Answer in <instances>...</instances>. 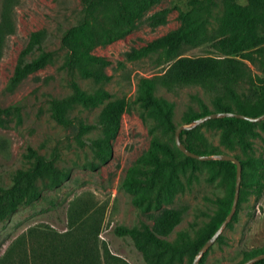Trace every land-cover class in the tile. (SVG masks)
Wrapping results in <instances>:
<instances>
[{"label": "rangeland", "instance_id": "1", "mask_svg": "<svg viewBox=\"0 0 264 264\" xmlns=\"http://www.w3.org/2000/svg\"><path fill=\"white\" fill-rule=\"evenodd\" d=\"M190 1L161 0L140 18L137 28L125 38L96 46L91 53L110 62L105 68L107 80L97 81L79 70L65 67L67 49L61 38L69 27L81 20L83 6L80 0H21L17 8V32L9 38L0 59V107L10 108L0 124V185H11L18 171L29 169L35 153L54 163L55 175L45 172L37 177L35 185L39 197L27 201L0 220V259L18 238L31 239L34 232V236L56 233L59 238L80 234L90 241V245H97L104 264L106 258L111 264H163L164 258L148 261L144 251L130 237L118 236L115 228L152 229L158 218L174 210L181 213V223L165 239L174 242L181 232L194 238L218 217L219 201L230 199L233 189L234 202L236 181L233 182L230 172L202 164H198L202 165L198 169L188 171L184 178L185 192L159 210L146 211L135 206L133 196L122 187L128 169L148 151L154 137L152 122L149 118L143 119L144 109L137 102L139 83L141 79L153 78L167 69V66L156 64L157 54L131 61L126 58V53L139 50L181 28L184 24L180 14L188 8ZM167 8L170 9L167 23L150 26L149 17ZM223 13L224 0H214L208 13L204 14L211 32L219 30ZM36 31H45V50L52 53V59L10 90L8 86L19 55L30 34ZM213 54L214 50L207 44L189 52L188 56ZM73 83L87 94L102 91L108 93L109 98L95 106L67 104L65 117L72 122L63 126L53 117V103L69 97ZM155 95L173 105V121L178 128L184 125L187 114L200 112L203 104L213 109L209 96L200 87L169 92L157 85ZM116 100H125L128 110L113 142V158L102 164L96 159L90 143L101 136L96 124L103 106ZM201 130L220 152L244 160L250 156L264 158V124L255 127V135L250 137L252 146L247 152L239 146L229 150L222 145L218 128L202 126ZM155 135L176 146L175 136H164L160 130ZM241 189L242 178L235 214L224 228L221 240L206 252L205 264H239L243 260V250L264 246V196L260 200L251 195L242 199ZM145 249L153 250L151 246H145ZM195 257L186 255L182 261L173 264H193Z\"/></svg>", "mask_w": 264, "mask_h": 264}, {"label": "trees", "instance_id": "2", "mask_svg": "<svg viewBox=\"0 0 264 264\" xmlns=\"http://www.w3.org/2000/svg\"><path fill=\"white\" fill-rule=\"evenodd\" d=\"M161 0H80L83 6L81 20L69 27L61 38L67 49L65 67L79 70L84 76L97 81L107 80L105 68L110 62L91 51L99 44H112L125 38L137 28L138 21ZM224 0V13L219 19V30L211 32L204 16L214 0H191L187 9L180 14L183 26L148 43L139 50L126 53L128 60H140L157 54L155 62L159 67L167 66L163 74L143 78L139 83L137 102L143 107V119L152 122L154 134L150 147L128 169L123 180V189L133 196L135 206L144 210H159L171 204L185 192L184 178L188 171L205 165L218 170L229 171L236 181L237 166L229 161H199L188 157L178 147L172 146L155 133L160 130L164 136L173 135L179 129L173 121V105L155 95L159 85L169 92L185 87H200L211 100L213 109L202 105L200 112L187 114L184 125L212 113H236L249 117L264 114V0ZM21 0H0V59L4 56L8 40L17 32V8ZM174 8H177L176 5ZM170 9L156 12L149 17V24L158 27L167 23ZM45 31L32 32L26 47L21 51L9 89L17 88L30 75L42 69L52 59V53L45 50ZM211 45L213 55L188 56V53L204 45ZM72 94L54 101L53 117L58 124L69 126L71 120L65 117L67 104L81 103L95 106L109 98L106 92L87 94L77 84L72 85ZM128 110L125 100L105 104L98 116L96 127L101 136L91 141L90 147L102 164H107L114 154L113 142L121 129L122 117ZM10 108L0 107V124ZM252 123L237 118L211 119L202 124L220 129V143L229 150L237 146L245 152L251 149L250 137L255 135ZM201 125L184 130L181 140L185 147L203 156L220 155L201 130ZM88 128V127H87ZM236 157V156H235ZM33 165L18 171L11 185H0V220L14 212L29 200L39 197L35 179L43 173L54 177V163L40 154H33ZM238 158V157H236ZM242 165V189L240 196L249 195L260 200L264 196V158L250 156L238 158ZM202 164V165H198ZM232 197L219 201L218 217L200 230L194 238L181 232L174 242L166 237L181 223V213L169 210L155 221L152 229L119 226L115 233L130 237L136 246L144 251L148 261L173 264L189 255L195 257L202 247L214 236L229 216L233 206ZM34 233V232H33ZM20 237L0 259V264H104L97 245L80 234L59 238L56 233ZM33 238V239H32ZM218 240H221L219 237ZM151 246L152 251L145 249ZM244 264L250 259L264 255V246L242 251ZM207 253L200 260L205 264ZM106 264H111L106 258ZM264 264V259L255 263Z\"/></svg>", "mask_w": 264, "mask_h": 264}, {"label": "water", "instance_id": "3", "mask_svg": "<svg viewBox=\"0 0 264 264\" xmlns=\"http://www.w3.org/2000/svg\"><path fill=\"white\" fill-rule=\"evenodd\" d=\"M226 117H230V118H237V119H242V120H248L252 123H259L261 121L264 120V114L259 116V117H249L247 115L244 114H236V113H212L209 114L197 121H195L194 123L190 124V125H183L181 126L177 132H176V144L177 147L183 152L185 153L188 157L194 158L196 160L199 161H213V160H220V161H229L234 163L237 166V176H236V192H235V198H234V202H233V206H232V210L229 214V216L227 217V219L224 221V223L221 225V227L218 229V231L214 234V236L202 247V249L198 252V254L196 255L193 264H199L200 259L203 257V255L214 245V243L218 240V238L221 236L224 228L226 227V225L230 222V220L232 219L233 215L235 214V210H236V206H237V200L239 197V190H240V185H241V178H242V165L241 162L238 158H236L235 156L228 154V153H223L220 155H213V156H203V155H199L196 153H193L191 151H189L185 145L182 143L181 140V133L184 130H192L194 128H196L197 126H200L201 124L211 120V119H217V118H226ZM264 259V255L255 257L253 259H250L249 261H247L244 264H255L261 260Z\"/></svg>", "mask_w": 264, "mask_h": 264}]
</instances>
